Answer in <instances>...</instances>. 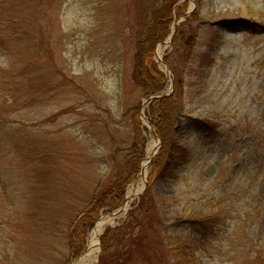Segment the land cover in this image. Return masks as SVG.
<instances>
[{
    "label": "rangeland",
    "instance_id": "rangeland-1",
    "mask_svg": "<svg viewBox=\"0 0 264 264\" xmlns=\"http://www.w3.org/2000/svg\"><path fill=\"white\" fill-rule=\"evenodd\" d=\"M164 2L0 0V264H68L88 250L102 219L89 264L103 255L101 264L120 256L115 264H177V254L180 264H264V0L174 6L155 58L166 95L184 105L173 138L194 146L195 157L160 175L158 214L140 212L143 223L130 229L129 211L150 174L148 164L141 175L148 149L157 155L162 146L144 115L148 96L133 79L135 55ZM194 118L213 119L218 134L203 137ZM138 133L147 137L145 160L125 191L132 203L113 217L121 207L108 212L107 190ZM94 198L98 218L86 249L71 258L86 230L73 220ZM217 211L222 223L196 241L194 218ZM166 234L181 237L178 251Z\"/></svg>",
    "mask_w": 264,
    "mask_h": 264
},
{
    "label": "trees",
    "instance_id": "trees-1",
    "mask_svg": "<svg viewBox=\"0 0 264 264\" xmlns=\"http://www.w3.org/2000/svg\"><path fill=\"white\" fill-rule=\"evenodd\" d=\"M179 2V0H165L163 6L156 8L152 12V23L147 27V32L141 34L138 41V53L135 55V64H134V72L133 79L137 85L141 87L143 93L146 96H153L162 94V97H155L146 108L145 116L148 120L149 124L153 128L156 133V136L160 137L162 141V146L159 153L154 156L150 163V174L147 178V187L145 192L141 195L140 199L132 204V209L129 211L130 215L128 220L129 224L135 223L142 224L143 221L141 218H138V214L143 212L144 214H152L156 213L153 199V191L156 181L161 178V174L172 176L171 170L174 168L177 169L179 166L186 165L191 159L195 156V147L194 146H186L181 147L174 140L173 135L175 134L177 127L180 126V117L184 114V105L179 102L176 98V95H166L165 91L167 89V75L166 73L158 66L155 58V47L159 42L165 40L171 32V24L174 6ZM180 29L177 32L176 38L180 35ZM175 38V42H176ZM140 44V45H139ZM172 70L175 71L174 66H171ZM177 85H179L177 83ZM180 88V87H179ZM136 116V129L140 132L141 123L138 117ZM193 125L200 132H202L203 137L213 138L218 134V126L213 119L210 118H194ZM138 133V137L136 142L129 150L130 153L126 155L128 162L126 165H120V174L119 178H116L112 186L107 190V195H113L112 201L114 204L111 205L108 212L116 210L125 202V191L131 182H133L139 171L141 162L144 160L146 156V147H147V137H140ZM140 137V138H139ZM194 156V157H193ZM116 160L118 159L115 156ZM125 158V157H124ZM131 159V160H130ZM119 164H122L119 162ZM128 166V167H127ZM107 197V196H106ZM96 198H94L91 202V209H87L77 216L76 219L73 220V224L85 222L86 230L82 233V239L80 242V246L78 249H75L74 246H71V254L70 257L74 258L82 251L86 249L87 242L86 237L90 229L94 226V222L98 218V209L94 212L92 210L93 206H95ZM105 202H101L102 205ZM110 204V203H109ZM158 214V212H157ZM223 214L221 211H217L215 214L208 216L195 217L191 223V229L199 236L200 241L201 237H207L212 233V230L215 229L216 226L221 224L224 219L221 218ZM162 224L167 221L162 220ZM131 231L134 229V225L132 224L130 227ZM71 233L75 234V231L71 229ZM117 231V229H116ZM168 232V231H167ZM166 238L170 246H173L174 251H178L175 248V245L180 244L181 237L175 238L166 234ZM193 241V242H196ZM181 249L182 246L180 247ZM108 248L105 247L104 250ZM127 256V255H125ZM124 256V258H126ZM129 257L131 255H128ZM127 256V257H128ZM123 257L120 256L119 259H115L113 262H109L110 264L118 263ZM175 258L180 261V255H175ZM128 259V258H126ZM183 259V258H182ZM106 261L104 259V255L100 258L99 264L101 262ZM177 264H180V262ZM185 264H192V261L186 260ZM250 264V263H245Z\"/></svg>",
    "mask_w": 264,
    "mask_h": 264
},
{
    "label": "bare ground",
    "instance_id": "bare-ground-1",
    "mask_svg": "<svg viewBox=\"0 0 264 264\" xmlns=\"http://www.w3.org/2000/svg\"><path fill=\"white\" fill-rule=\"evenodd\" d=\"M147 107H148V105H147ZM144 115H145V112H144ZM156 149H155V146H151V148L148 149V155H147L148 157H147L146 161L144 162V169L145 170L147 168L149 158L155 153ZM145 174L146 173L143 174V172L141 173L142 176H145ZM130 202H131V198L128 197V202L126 203L125 208L123 209V212H125L127 210L128 206L130 205ZM106 223H108V221L103 220V219L97 223V225L94 229L93 235H92V242H91V244L87 250L88 252L80 258V260L77 262L78 264H79V262L80 263L83 262L84 264H89V263L93 262V257L99 248L98 247L99 236L102 233Z\"/></svg>",
    "mask_w": 264,
    "mask_h": 264
},
{
    "label": "water",
    "instance_id": "water-1",
    "mask_svg": "<svg viewBox=\"0 0 264 264\" xmlns=\"http://www.w3.org/2000/svg\"><path fill=\"white\" fill-rule=\"evenodd\" d=\"M187 16V15H186ZM174 32H175V30H174ZM173 32V33H174ZM171 34V36L169 37V39L167 40V43H171V41H172V37H173V35L174 34ZM163 95H161V94H159V95H153V96H148V101L146 102V104L145 105H148L155 97H162ZM149 123V122H148ZM159 141H160V139H159ZM161 142V141H160ZM160 147H161V144H160ZM159 147V148H160ZM157 153V149H156V151H155V153L149 158V160H148V164H150V162H151V160H152V157H154V155ZM142 172H143V174L145 173V169H144V167H143V169H142ZM146 186H147V183H146ZM125 203H124V205L121 207V208H119L118 210H116V212L115 213H113L112 214V216L113 217H117V216H119V215H121L122 213H123V209L125 208ZM88 251H86L85 253H83V254H81L79 257H76V258H74L71 262H69L68 264H77V262L80 260V258L82 257V256H84L86 253H87Z\"/></svg>",
    "mask_w": 264,
    "mask_h": 264
}]
</instances>
